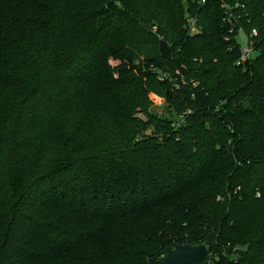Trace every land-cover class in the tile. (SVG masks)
I'll use <instances>...</instances> for the list:
<instances>
[{
	"label": "trees",
	"instance_id": "trees-1",
	"mask_svg": "<svg viewBox=\"0 0 264 264\" xmlns=\"http://www.w3.org/2000/svg\"><path fill=\"white\" fill-rule=\"evenodd\" d=\"M263 14L0 0V264H158L174 244L264 264ZM239 31L254 56L237 65ZM159 99L178 120L150 112Z\"/></svg>",
	"mask_w": 264,
	"mask_h": 264
},
{
	"label": "water",
	"instance_id": "water-1",
	"mask_svg": "<svg viewBox=\"0 0 264 264\" xmlns=\"http://www.w3.org/2000/svg\"><path fill=\"white\" fill-rule=\"evenodd\" d=\"M140 28L147 32L149 29L143 23H139ZM159 54L165 60L171 59V49L163 41H159ZM208 250L205 245L174 244L172 248H167L164 255L158 259V264H206Z\"/></svg>",
	"mask_w": 264,
	"mask_h": 264
},
{
	"label": "rangeland",
	"instance_id": "rangeland-1",
	"mask_svg": "<svg viewBox=\"0 0 264 264\" xmlns=\"http://www.w3.org/2000/svg\"><path fill=\"white\" fill-rule=\"evenodd\" d=\"M237 41L239 42V44L242 46V48H245L247 45V40L246 37L243 33H239L236 36ZM254 56V54L252 55ZM142 59V57H140L138 60ZM152 67V66H150ZM158 77H165V80H167L168 83H171L172 85H175V80L172 78V74L170 71L168 70H157L156 71ZM177 73V72H176ZM179 80L181 81L182 78L180 77ZM150 112L154 115H156L157 117H161V118H174L175 116H173L171 109L163 103V100L159 99V100H155L153 103V106L150 108ZM176 120H178L179 118L175 117Z\"/></svg>",
	"mask_w": 264,
	"mask_h": 264
},
{
	"label": "built area",
	"instance_id": "built-area-1",
	"mask_svg": "<svg viewBox=\"0 0 264 264\" xmlns=\"http://www.w3.org/2000/svg\"><path fill=\"white\" fill-rule=\"evenodd\" d=\"M205 1L206 0H201V3L203 4ZM186 20H187V24L189 26V33L190 34L197 33L198 32V28L195 26V20L192 17H190L189 15H186ZM155 30H156V28L153 27L152 31H155ZM239 33H243L245 35V33L243 31H239L238 34ZM255 35H256V32L253 30L251 32L250 36H255ZM245 37H246V40H247V45H246L245 48H242V46L240 45L241 46V55H240L239 61L237 62V65L245 62L246 60H248L253 55L252 48H251L252 46H251V44L249 42V37L246 36V35H245ZM159 79L161 81H163L165 79V77H159ZM180 118H182V117L180 116ZM206 264H212V261L208 260V258H207V263Z\"/></svg>",
	"mask_w": 264,
	"mask_h": 264
}]
</instances>
